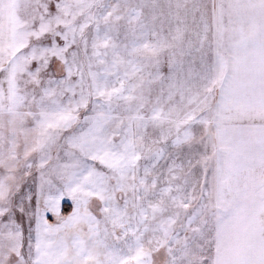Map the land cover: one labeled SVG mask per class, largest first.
Masks as SVG:
<instances>
[{
  "label": "snow or ice",
  "instance_id": "6c2138e0",
  "mask_svg": "<svg viewBox=\"0 0 264 264\" xmlns=\"http://www.w3.org/2000/svg\"><path fill=\"white\" fill-rule=\"evenodd\" d=\"M0 264H264V0H0Z\"/></svg>",
  "mask_w": 264,
  "mask_h": 264
}]
</instances>
